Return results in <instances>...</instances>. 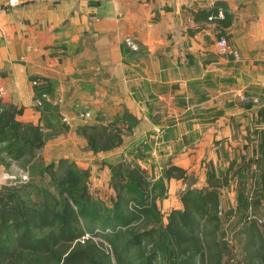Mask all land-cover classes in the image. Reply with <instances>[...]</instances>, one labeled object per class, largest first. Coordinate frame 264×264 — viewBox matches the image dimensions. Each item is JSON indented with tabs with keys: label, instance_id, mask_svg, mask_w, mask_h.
Segmentation results:
<instances>
[{
	"label": "crops",
	"instance_id": "1",
	"mask_svg": "<svg viewBox=\"0 0 264 264\" xmlns=\"http://www.w3.org/2000/svg\"><path fill=\"white\" fill-rule=\"evenodd\" d=\"M11 1L0 0V84L21 120L44 117L34 100L45 89L70 134L83 112L134 123L120 148L101 152L108 167L138 147L153 179L169 166L197 177L190 163L205 150L219 163L227 154L230 170L264 167V0H133L140 12L128 0ZM218 1L229 26L196 19ZM223 35L234 53H220Z\"/></svg>",
	"mask_w": 264,
	"mask_h": 264
},
{
	"label": "rangeland",
	"instance_id": "2",
	"mask_svg": "<svg viewBox=\"0 0 264 264\" xmlns=\"http://www.w3.org/2000/svg\"><path fill=\"white\" fill-rule=\"evenodd\" d=\"M128 1L133 11L140 12L135 1ZM221 14L218 16L227 19ZM221 37L227 40L229 54L234 53L228 38ZM127 43L136 45L131 38ZM34 84L41 82L35 80ZM3 89L0 84V116L11 113L24 125L40 126L41 138L36 137L40 145L29 147L21 158L9 155L6 149L10 145L0 141V244L8 248L14 245L16 231L32 233V220L48 208L57 217V224L79 215L84 224L82 238L102 242L109 253V264H146L147 258L150 264H264V225H260L264 218V167L260 163L250 160L242 170H230L227 154L219 163L212 150H205L200 158L194 155L190 163V172L197 177L189 178V168L169 166L161 178L153 179L143 167L148 160L143 161L146 156L138 147V151H127L120 160L114 155L108 167L102 162L101 152L120 148L124 136L134 132V123L126 121L117 136L100 127L92 128L98 123L88 122L91 114L83 112L79 118L82 124L70 134L69 118L59 117L56 108L46 104L50 99L45 89H40L34 100V107L44 116L38 122L21 120L23 107L7 100ZM156 154L159 155L157 149ZM131 171L136 178H132ZM210 171H215L213 178L220 180L219 220L216 224L206 216H198L195 231L202 245L192 257L183 253L177 243L173 215L183 210L182 198L188 190L196 196L199 190L211 186ZM131 182L135 187H128ZM130 191L139 196L137 207L132 202L126 205L119 197L133 195ZM239 193L248 197V204L242 202ZM143 209H149L151 214H145ZM106 216L111 217V223L105 224ZM255 221L259 224L256 230ZM76 241H61L55 253L32 255L24 251L15 264H58L75 249Z\"/></svg>",
	"mask_w": 264,
	"mask_h": 264
},
{
	"label": "trees",
	"instance_id": "3",
	"mask_svg": "<svg viewBox=\"0 0 264 264\" xmlns=\"http://www.w3.org/2000/svg\"><path fill=\"white\" fill-rule=\"evenodd\" d=\"M225 7L226 5L224 2L218 1L209 10H199L195 14V17L196 19L216 18L219 9L222 8L226 10ZM224 14L227 19L221 20L220 22L224 26H229L232 23V16L227 11H225ZM123 124L125 123H120V121L110 125L99 123L92 128L100 127L106 132L112 131L113 134L118 136L124 129ZM40 130V126L24 125L11 113L0 116V141H5V143L10 145V148L6 149L9 155L11 154L12 156L21 158L26 155V150L29 147H35L34 145L39 146L40 144L36 137L41 138ZM2 161L5 165H9V162L5 159H2ZM240 169L242 170V167ZM214 172L215 171H210L208 175L211 186L202 191L199 190L196 196L190 194L192 192L191 190H188L182 198L184 205L183 210L178 211L176 212V215H173V223H175L174 228L178 236L177 243L183 253L189 254L192 257L197 255V252L202 245L201 238L195 231L198 224V216H206L210 221H216V224L219 220L218 213L221 205V189L220 180L218 178H213L216 175ZM131 173H133L132 178H136V174H134L133 171H131ZM260 178H262V176ZM132 182L128 187H135V184H132ZM118 186L121 185L118 184ZM116 188L118 192H120L118 189L119 187L116 186ZM130 192L133 195H130L129 197H126V195L123 197L120 193L118 194H120V198L125 200L126 205H128L129 202H132L135 204V207H137L139 196L135 195L133 191ZM243 193L239 194L242 202L246 205L249 201L248 197H244ZM142 211L145 214H151L149 209H143ZM106 217L107 218L104 219L105 224H109V222L111 223V217ZM56 220L57 217L52 215L48 208H44L43 211L36 215L32 220L31 227L34 230L32 233L28 231H16L14 234L15 238L13 239L14 245L8 248L5 244H0V264H15L24 251H27L32 255L55 253L57 246L63 240H77L76 247L58 264L110 263L108 250L103 246L102 242H97L90 237L82 238L84 236V224L79 215H74L71 220L64 221L61 224H57ZM256 222L257 221L254 223V230L259 226ZM260 225H264V218L263 221L261 220ZM16 227V230H19L20 223H17ZM203 259H205V262L207 261L205 255H203ZM149 262L150 260L147 258L146 264H150Z\"/></svg>",
	"mask_w": 264,
	"mask_h": 264
},
{
	"label": "built area",
	"instance_id": "4",
	"mask_svg": "<svg viewBox=\"0 0 264 264\" xmlns=\"http://www.w3.org/2000/svg\"><path fill=\"white\" fill-rule=\"evenodd\" d=\"M14 3H16V1L15 0H12L11 1V4H14ZM222 12H220V14H221ZM222 15V14H221ZM210 18H212V17H210ZM218 47H219V50H220V53L221 54H226V53H229V46H228V43H227V40H226V38L225 37H221L219 40H218ZM263 65H264V63H263Z\"/></svg>",
	"mask_w": 264,
	"mask_h": 264
}]
</instances>
